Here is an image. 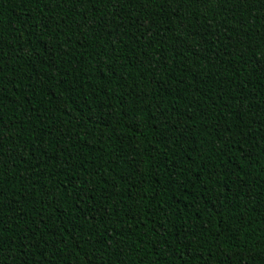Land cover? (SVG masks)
<instances>
[{
  "label": "trees",
  "instance_id": "1",
  "mask_svg": "<svg viewBox=\"0 0 264 264\" xmlns=\"http://www.w3.org/2000/svg\"><path fill=\"white\" fill-rule=\"evenodd\" d=\"M0 264H264V0H0Z\"/></svg>",
  "mask_w": 264,
  "mask_h": 264
}]
</instances>
